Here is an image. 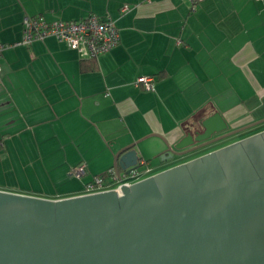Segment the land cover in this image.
I'll return each mask as SVG.
<instances>
[{"label": "crops", "instance_id": "crops-1", "mask_svg": "<svg viewBox=\"0 0 264 264\" xmlns=\"http://www.w3.org/2000/svg\"><path fill=\"white\" fill-rule=\"evenodd\" d=\"M88 13L118 32L95 57L51 35L15 43L23 16ZM0 44V161L36 164L32 176L50 188L76 164L84 175L104 172L132 141L143 171L156 172L169 161L158 157L163 142L213 112L228 130L264 115V0H199L193 9L187 0H0ZM138 75L152 76V89L135 85ZM73 189L43 197L81 193Z\"/></svg>", "mask_w": 264, "mask_h": 264}, {"label": "water", "instance_id": "water-1", "mask_svg": "<svg viewBox=\"0 0 264 264\" xmlns=\"http://www.w3.org/2000/svg\"><path fill=\"white\" fill-rule=\"evenodd\" d=\"M264 117L226 128L199 118L159 159L175 162ZM135 141L113 153L137 171ZM0 264H264V129L118 190L60 198L0 190Z\"/></svg>", "mask_w": 264, "mask_h": 264}, {"label": "built area", "instance_id": "built-area-1", "mask_svg": "<svg viewBox=\"0 0 264 264\" xmlns=\"http://www.w3.org/2000/svg\"><path fill=\"white\" fill-rule=\"evenodd\" d=\"M190 9H193L199 0H187ZM122 6L121 8H124ZM21 37L15 43L28 44L34 39H41L51 35L76 51L79 57H95L107 51L118 40L117 28L108 17L88 13L76 19L46 20L41 15L23 16L21 20ZM3 44H0V48ZM152 76L138 75L134 84H140L144 89H152ZM69 175L79 177L84 174L83 164L69 167ZM139 172L131 171L122 174L119 179L115 177L112 168H107L103 174H94L84 183V190L80 194H89L108 189L118 190L119 184H129L137 179ZM132 179V180H131Z\"/></svg>", "mask_w": 264, "mask_h": 264}, {"label": "rangeland", "instance_id": "rangeland-1", "mask_svg": "<svg viewBox=\"0 0 264 264\" xmlns=\"http://www.w3.org/2000/svg\"><path fill=\"white\" fill-rule=\"evenodd\" d=\"M264 117V115L261 116H255V119H260ZM264 123V122H262ZM264 126V124L262 125ZM229 128L226 127V129ZM260 127H257V129ZM237 137V136H235ZM234 137V138H235ZM230 140V139H228ZM226 142V141H225ZM10 155V154H9ZM161 160V159H160ZM159 160V161H160ZM156 162V160L152 159L150 163L153 165ZM177 161H175L176 163ZM167 163L166 167L170 166L173 163ZM174 163V164H175ZM169 164V165H168ZM145 165H141L138 167L139 176L138 178L144 177L148 174L153 173L154 171H148L144 172ZM165 168V167H164ZM106 170V169H105ZM32 171L39 173V167L36 164L33 165H27L25 163H18L14 161L11 157H6L2 162L0 161V187H7L9 191L31 195V196H47L49 195L50 191L56 192V189H60L62 191L64 188H70L73 189L71 193H77V192H83L84 183L88 180H90L93 176V174L90 175H81L79 177L74 176H68L65 178L61 184L59 182L56 183V188H50L48 186L47 181L43 178V176H32ZM157 171V170H156ZM41 178V179H40ZM43 178V179H42ZM137 178V179H138ZM132 180V179H131ZM134 181V180H133ZM61 185V186H60ZM58 191V192H60ZM51 192V193H52ZM61 195L66 192H60Z\"/></svg>", "mask_w": 264, "mask_h": 264}, {"label": "flooded vegetation", "instance_id": "flooded-vegetation-1", "mask_svg": "<svg viewBox=\"0 0 264 264\" xmlns=\"http://www.w3.org/2000/svg\"><path fill=\"white\" fill-rule=\"evenodd\" d=\"M263 124H264V123H261V124H258V125H254V126H251V127L247 128V129H242V130H240V131H238V132H236V133L230 134V135L226 136L225 138H223L222 140H220L218 143L214 142V143H212V144H209V145L205 146V148H202L201 150H200V149H199V150H196L195 152H193V154H191V155H189V156H186V157H183V158L179 159L177 162H181V161L187 160V159H189V158H191V157L197 156V155H199V154H201V153H203V152H206V151H208V150H211V149L216 148V147H218V146H221V145H223V144L229 143V142H231V141H234V140L240 139V138H242V137H244V136H247V135H250V134L255 133V132H257V131H260V130L264 129V126H262ZM257 127H260V128L257 129ZM226 130H228V129L225 128V129H223V130H221V131H218V132L212 133L210 136H214V135H216V134H219V133L225 132ZM235 136H237V137H235ZM234 137H235V138H234ZM228 139H230V140H228ZM225 141H226V142H225ZM177 162H176V163H177ZM167 163H169V162L164 163V164L161 166L160 169L166 167ZM171 163H173V162H171ZM171 163H170V164H171ZM174 163H175V162H174ZM174 163H173V164H174ZM168 165H169V164H168ZM171 165H172V164H171ZM160 169H159V170H160Z\"/></svg>", "mask_w": 264, "mask_h": 264}, {"label": "trees", "instance_id": "trees-1", "mask_svg": "<svg viewBox=\"0 0 264 264\" xmlns=\"http://www.w3.org/2000/svg\"><path fill=\"white\" fill-rule=\"evenodd\" d=\"M103 173H104V172H101V173H99V174L101 175V174H103Z\"/></svg>", "mask_w": 264, "mask_h": 264}]
</instances>
